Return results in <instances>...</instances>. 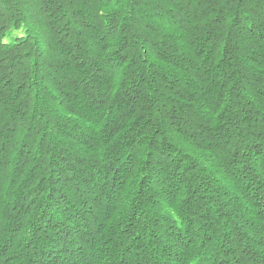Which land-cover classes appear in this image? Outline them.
<instances>
[{
  "label": "trees",
  "instance_id": "16d2710c",
  "mask_svg": "<svg viewBox=\"0 0 264 264\" xmlns=\"http://www.w3.org/2000/svg\"><path fill=\"white\" fill-rule=\"evenodd\" d=\"M0 264H264V0H0Z\"/></svg>",
  "mask_w": 264,
  "mask_h": 264
}]
</instances>
